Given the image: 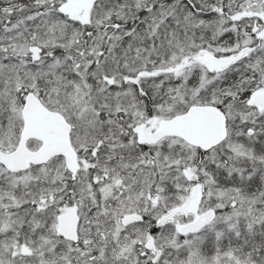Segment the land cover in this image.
I'll return each mask as SVG.
<instances>
[{
	"label": "snow or ice",
	"instance_id": "snow-or-ice-1",
	"mask_svg": "<svg viewBox=\"0 0 264 264\" xmlns=\"http://www.w3.org/2000/svg\"><path fill=\"white\" fill-rule=\"evenodd\" d=\"M0 264H264V0H0Z\"/></svg>",
	"mask_w": 264,
	"mask_h": 264
}]
</instances>
